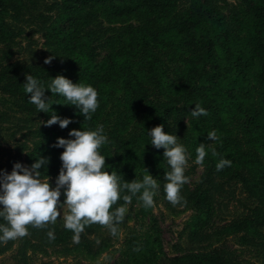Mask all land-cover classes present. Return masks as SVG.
Here are the masks:
<instances>
[{
	"label": "trees",
	"instance_id": "16d2710c",
	"mask_svg": "<svg viewBox=\"0 0 264 264\" xmlns=\"http://www.w3.org/2000/svg\"><path fill=\"white\" fill-rule=\"evenodd\" d=\"M8 0H0V40H6L11 31L5 22V8ZM68 9H63L55 22L48 27V35L62 46L65 55L61 63L50 66H28L30 74L40 84L62 75L73 83L91 85L98 92L99 107L92 119L84 121L79 110L65 105V98L50 97L51 111L44 113V120L55 112L61 118L72 122L61 129L58 124L39 129L43 143L29 152L35 162L44 157L48 159L46 169L55 179L61 168L60 154L63 148L53 147L57 138L65 129L95 130L100 117L111 101L120 107L113 123L105 132L109 142L102 145L100 153L106 158L105 170L116 172L121 183L143 176L158 174L163 166L164 149L151 145L148 135L153 127L163 125V130L171 134L169 116L179 111L191 112L197 103L206 109L207 115L192 120L193 136L191 150L196 156V148L204 143L207 155L204 161H210L216 167L221 159L231 161V166L220 171H231L245 166L254 175L252 191L260 196L264 205V170L262 162L255 153L234 147L229 135L220 137L213 144L208 143L207 133L213 131L225 116L233 123L239 122L244 134L258 151L264 154V0H242L249 5L243 23L236 13L235 22L244 31L243 37L233 35L227 22L212 0H193L192 6L177 17L170 31L166 33L152 27L131 28L120 35V46L97 61L86 44V34H79L81 22L94 19L93 10L101 8L104 14L120 16L132 12L146 11V19L156 22L168 18L176 0H65ZM85 9L86 13L75 12ZM185 44L188 51H197L184 59L183 77L174 79L161 67L157 57L148 56L141 67H135L131 59L141 53H148L150 45L168 46ZM12 65L5 68L3 75ZM2 76L0 75V78ZM23 82H8L7 89L19 91L26 100ZM148 85L167 97L154 100L149 97ZM139 119V130L129 137L124 132L133 121ZM215 148L217 156H212ZM122 196L129 194L121 192ZM133 196L130 204L136 227L130 228L124 242V248L113 264H161L166 255L160 227L151 208L146 209ZM192 198L203 203L205 193L194 191ZM0 222L4 224L3 219ZM203 224L200 215L195 216L193 225ZM138 249V250H137ZM185 264L204 262L209 264H231L221 261L214 254L189 252L174 258Z\"/></svg>",
	"mask_w": 264,
	"mask_h": 264
},
{
	"label": "rangeland",
	"instance_id": "374dc122",
	"mask_svg": "<svg viewBox=\"0 0 264 264\" xmlns=\"http://www.w3.org/2000/svg\"><path fill=\"white\" fill-rule=\"evenodd\" d=\"M212 2L223 14L232 34L243 37L244 31L235 22V16L236 13L240 14L246 24L248 18L245 14L249 5L242 0ZM192 3L193 0H176L171 15L156 22H149L144 10L114 16L104 14L101 8H95L94 19L81 22L78 33L86 34L88 50L97 61H101L108 53L116 51L120 46V35L131 28L152 27L168 33L173 21L187 11ZM63 9H68L65 0H8L6 3L4 17L11 34L6 40H0V171L10 173L16 162L30 167L34 161L28 153L43 143L39 129L44 112H38L35 105L29 103L28 94L25 100L19 91L7 89L6 83L23 82L25 74H30L28 66L53 67L61 63L65 52L56 39L48 35V27ZM75 12L85 14L86 10L76 9ZM148 51L132 58V64L141 67L148 56L157 57L161 67L174 79L183 77L184 59L197 52L188 51L185 44L164 47L150 45ZM53 55L56 57L52 62L45 64L44 60ZM9 65H12V70L3 75ZM50 83L51 80H46L42 85L47 88ZM148 93L154 100L167 99L153 85H148ZM49 94L50 90H46L45 97ZM262 110L264 113V108ZM120 111L113 101L106 107L97 123V126H103L104 134L113 123L115 114ZM193 119L190 112L185 111L173 113L168 119L171 135L177 136V142L183 145L188 157L184 173L188 182L180 192L186 204L182 201L183 206H173L165 198L164 174L170 170L165 159L161 170L153 177L159 184V190L154 196L155 206L151 211L160 227V237L166 252L160 263L185 264L174 258L192 252L214 254L221 261L231 264H264V205L260 196L252 191L254 175L245 166L225 172L217 171L213 163L207 160L203 166L196 165V156L190 147ZM139 127V119H136L124 136L134 135ZM70 131L65 129L60 138H74L69 137ZM213 131L219 138L231 136L235 148L255 153L264 170V154L248 140L239 122L233 123L226 115ZM208 143L213 144L214 141L209 140ZM109 145L113 150V144L109 142ZM40 171L41 178L48 176L54 188L55 177L45 167ZM194 191L205 193L203 203L195 202L191 195ZM122 197L121 194L113 211L124 205ZM60 200L62 203L63 195ZM125 206L127 212L123 222L117 226L116 236L94 224L86 226L80 243L74 244L73 233L63 226L62 213L55 224L42 229L30 226L27 236L7 243L0 242V264H113L124 248L129 229L136 227L130 204ZM197 215L203 218L200 226L193 225ZM49 232L53 233L54 239L49 238ZM195 264L209 263L205 260Z\"/></svg>",
	"mask_w": 264,
	"mask_h": 264
},
{
	"label": "clouds",
	"instance_id": "9594fccd",
	"mask_svg": "<svg viewBox=\"0 0 264 264\" xmlns=\"http://www.w3.org/2000/svg\"><path fill=\"white\" fill-rule=\"evenodd\" d=\"M55 57L49 56L44 63L50 64ZM23 87L28 94L29 103L35 105L38 112L51 111L53 103L50 97H45L46 90L65 98V105L75 106L84 121L91 120L92 114L99 107L98 92L94 87L73 83L62 75L51 79V83L45 88L31 74L26 73ZM190 114L195 119L208 113L197 103ZM71 122L69 118H61L55 112L51 113V118L46 122L41 121L46 127L58 124L61 129L67 128ZM163 128V125H159L148 131L150 144L156 149H164L163 159L170 168L164 174L166 183L163 190L166 200L173 206H183L186 201H183L180 192L188 182L184 174L188 157L183 145L177 142V136L166 133ZM68 135L74 138H57L53 145L64 149L59 157L62 163L54 188L48 176L41 178L40 170L42 167L46 168L49 162L44 157L36 159L30 167L16 162L10 173L0 171V219L5 222L0 224V242L7 243L27 236L30 226L42 229L55 224L62 213L63 226L73 233L74 244L80 243L86 226L94 224L108 229L112 236H116L117 226L123 222L127 212L125 205L131 204L133 196L139 194L138 200L146 209L155 206L154 196L159 190V184L151 174L144 175L142 181L134 179L121 183L116 172L105 170L106 158L101 155L100 148L109 141L102 125L89 131L73 129ZM207 139L217 141L219 137L215 131H211L207 133ZM207 154L204 143H201L196 148L194 163L203 166ZM211 154L214 157L218 155L215 148H212ZM226 166L230 167L231 161L219 160L216 164L217 171ZM122 191L129 194L122 197L124 205L113 211V206L121 199ZM61 195L64 196L62 203ZM48 236L54 239L52 232Z\"/></svg>",
	"mask_w": 264,
	"mask_h": 264
}]
</instances>
